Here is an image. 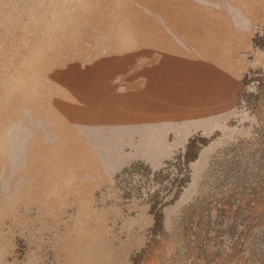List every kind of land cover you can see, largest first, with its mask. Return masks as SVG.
<instances>
[{"label": "rangeland", "instance_id": "374dc122", "mask_svg": "<svg viewBox=\"0 0 264 264\" xmlns=\"http://www.w3.org/2000/svg\"><path fill=\"white\" fill-rule=\"evenodd\" d=\"M0 264H264V0H0Z\"/></svg>", "mask_w": 264, "mask_h": 264}, {"label": "crops", "instance_id": "0c3cea01", "mask_svg": "<svg viewBox=\"0 0 264 264\" xmlns=\"http://www.w3.org/2000/svg\"><path fill=\"white\" fill-rule=\"evenodd\" d=\"M133 100V102H141L143 101V99L141 98L140 94L133 98H131ZM144 101H146V99H144Z\"/></svg>", "mask_w": 264, "mask_h": 264}]
</instances>
